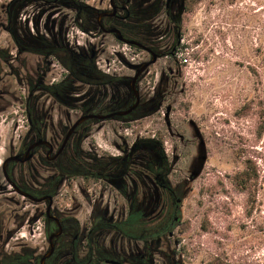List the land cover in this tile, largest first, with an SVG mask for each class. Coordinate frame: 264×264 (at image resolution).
Segmentation results:
<instances>
[{"label": "rangeland", "instance_id": "rangeland-1", "mask_svg": "<svg viewBox=\"0 0 264 264\" xmlns=\"http://www.w3.org/2000/svg\"><path fill=\"white\" fill-rule=\"evenodd\" d=\"M14 1L0 0V50L16 54L6 12L7 5ZM84 1L95 6L100 2ZM22 8L18 29L23 37L42 35L50 41L51 28L56 32L67 18L66 44L78 52L94 49L96 67L110 77H131L132 65L142 63L146 57L111 35L84 32L76 21V12L65 6L33 1ZM40 13H46L41 21ZM183 30L182 50L173 60L165 59L153 67V76H147L140 86L145 100L150 99L163 70H174L175 75L180 70L182 77L177 85L172 80L167 87L169 100L159 99L161 109L133 121L127 130L126 126L120 129L119 122L104 124L102 131L95 126L87 143L118 156L114 144L120 142L119 138L164 139V149L174 168L172 181L188 184L181 222L162 247L170 259L156 255V264H264V0H187ZM37 60L26 55L25 70L34 67L35 62L40 65ZM42 62L48 72L47 84L63 79L66 71L58 59H49L48 66ZM18 64L13 66L19 69ZM5 88L10 96L0 101V169L11 141L16 138L17 142L20 131L28 128L25 99L29 88L13 82ZM120 89L123 95L128 93L121 86L106 88L109 99ZM78 99L61 105L60 111L52 115L55 119L60 112L80 115L82 104ZM55 105L53 100L46 102L48 108ZM168 107L172 112L165 120ZM249 164L254 168L249 169L252 176H241L236 182L235 177ZM92 186L82 180L73 186L65 184L55 207L72 212L83 227L100 196L99 186ZM116 196L113 192L106 199L120 207L125 200ZM0 202L10 211L7 229L13 234L3 248L5 253H43L47 249L43 220L34 227L22 224L21 229L17 222L36 206L27 203L20 208L3 198Z\"/></svg>", "mask_w": 264, "mask_h": 264}, {"label": "flooded vegetation", "instance_id": "flooded-vegetation-1", "mask_svg": "<svg viewBox=\"0 0 264 264\" xmlns=\"http://www.w3.org/2000/svg\"><path fill=\"white\" fill-rule=\"evenodd\" d=\"M33 1L74 10L84 32L111 35L118 41L115 34L107 31H119L124 40L136 45L119 43L144 53V61L132 65L131 77L116 79L101 73L96 67L94 49L78 52L66 44L67 18L56 32L51 28L50 41L42 35L23 37L18 29L19 11ZM6 12L7 30L16 54L0 50V101L10 96L5 88L10 82L28 87L25 99L28 128L20 131L17 142L16 138L11 141L9 153L2 162L0 198L20 208L27 203L36 206L17 218V222L21 229L22 224L34 227L43 220L47 249L39 255L27 250L5 253L3 248L9 245L13 234L7 229L10 211L0 202V259L19 255V259H32L31 264H40L52 244L53 253L45 264H156L155 256L159 254L170 259L162 247L181 222V206L188 183L172 181L174 168L164 149V139L156 136L132 141L119 138L120 142L114 144L120 153L118 156L100 151L87 142L95 126L102 131L104 124L119 122L122 123L120 129L126 126L127 130L133 121L161 109L162 104H157L159 99L167 97L169 100L171 93L167 87L172 80L177 85V79L182 77L180 70L178 75L174 70L168 73L163 70L150 99L145 100L140 86L147 76H153V67L165 59L173 60L182 50L187 0H100L97 6L84 0H17L7 5ZM45 14L40 13V21ZM26 55L37 58L40 65L35 62L34 67L25 70ZM73 56L77 63L66 67ZM52 58L60 61L66 74L61 81L49 85L45 82L48 72L41 64L45 61L48 66ZM154 58L155 63L138 78V103V97L131 90L132 79ZM94 61L95 68L91 65ZM17 63L19 69L13 66ZM120 86L128 89V93L123 95L120 89L109 99L106 88ZM76 97L82 104L80 115L60 112L55 119L52 113L60 111L61 105L74 103ZM50 100L56 103L52 108L46 106ZM168 109L171 116L172 108L168 107L165 120ZM107 116L110 118H97ZM116 132L120 134L118 129ZM78 180L99 186L100 192L98 201L92 205L89 221L83 227L72 212L55 207L62 187L67 183L73 186ZM113 192L125 200L120 207L106 199Z\"/></svg>", "mask_w": 264, "mask_h": 264}, {"label": "water", "instance_id": "water-1", "mask_svg": "<svg viewBox=\"0 0 264 264\" xmlns=\"http://www.w3.org/2000/svg\"><path fill=\"white\" fill-rule=\"evenodd\" d=\"M108 34H115L117 36V39L118 41L120 42H123L127 45H130V46H135L136 43L134 42H130V41H126L122 38L121 34L119 31L117 30H113V31H107ZM156 59L154 58L151 62L149 63H146L144 64L137 72L136 76L132 79V82H131V90L136 94V96L138 97V94H137V82H138V78L139 76L150 66L152 65L153 63H155ZM137 66H134V68H136ZM138 103H139V97H138ZM137 103V104H138ZM135 108V107H134ZM169 113H170V109H168V113H167V118L169 117ZM122 113H119V115H121ZM114 116V115H112ZM97 118H100V119H108L110 117H97ZM195 176H198V173L195 175ZM51 205H52V202L50 203V208H51ZM53 249H54V246L52 244L51 246V249L50 251L41 259V262L40 264H45L46 260L52 255L53 253Z\"/></svg>", "mask_w": 264, "mask_h": 264}, {"label": "trees", "instance_id": "trees-1", "mask_svg": "<svg viewBox=\"0 0 264 264\" xmlns=\"http://www.w3.org/2000/svg\"><path fill=\"white\" fill-rule=\"evenodd\" d=\"M72 61L69 62V64H66V67H71L72 64H76L77 63V58L75 56L72 57L71 59ZM91 65L95 68V61L91 63ZM108 84V83H107ZM249 163H252V161H248ZM252 166L249 164L248 167H246V169L240 173L238 176H236L235 181L238 182L239 177H250L252 176V174L249 173V169L253 170L254 168H251ZM32 259H19V255H17L16 257H11L10 259H0V264H31Z\"/></svg>", "mask_w": 264, "mask_h": 264}]
</instances>
